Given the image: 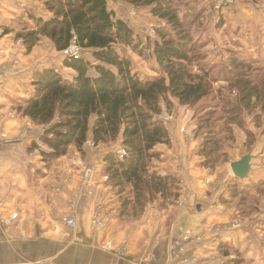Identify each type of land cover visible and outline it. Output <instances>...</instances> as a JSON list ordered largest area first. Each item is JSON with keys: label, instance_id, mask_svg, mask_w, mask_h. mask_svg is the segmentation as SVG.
<instances>
[{"label": "trees", "instance_id": "16d2710c", "mask_svg": "<svg viewBox=\"0 0 264 264\" xmlns=\"http://www.w3.org/2000/svg\"><path fill=\"white\" fill-rule=\"evenodd\" d=\"M124 1L135 8L149 7L150 14L164 22L155 27L156 39L152 42L158 75L141 79L130 57L118 49L129 47L146 57L151 47L143 46L126 22L116 18L107 0H38L47 15L27 13L28 23L17 26L20 29L16 37L21 39L25 52L48 38L56 51L67 50L72 42L81 50H91L93 61L65 55L63 66L74 71L70 79L50 67L34 70L33 91L17 104V111L43 127L40 141L46 149H39V153L47 167L65 156L70 146L81 152L88 140L95 147L117 143L120 152L109 149L103 153L102 172L118 198L119 218L136 219L152 202L166 208L181 195L179 176L161 173L151 166L159 159L157 146L171 141L168 128L159 118L161 101L169 103L172 97L180 105L194 108L211 95L213 82L208 69L200 66L204 59L202 46L190 33L174 0ZM231 64L234 69L227 77L236 81L238 100L227 110L234 116L239 102L250 109L260 97L249 74L241 69L243 64L237 58H232ZM262 107L264 110V104ZM218 119L207 126L211 111L206 110L197 128L206 133L196 153L203 158L200 166L210 172L226 157L216 133ZM36 147L33 142L28 150ZM229 186L236 187V183ZM218 249L224 256L229 254L226 249L231 250L222 242ZM240 259L224 264H237L242 262Z\"/></svg>", "mask_w": 264, "mask_h": 264}, {"label": "crops", "instance_id": "0c3cea01", "mask_svg": "<svg viewBox=\"0 0 264 264\" xmlns=\"http://www.w3.org/2000/svg\"><path fill=\"white\" fill-rule=\"evenodd\" d=\"M22 13L43 16L45 11L38 0H0V26ZM127 17L116 12V18L126 22L129 21ZM135 19L131 18L129 22L139 29L137 22L140 24V21ZM50 46L54 49L51 41L43 38L29 53V62L36 58L29 64L32 69L24 70L13 65L8 68L9 61L17 60L16 52L6 36L0 38V134L16 140H0V204L7 216L17 215L11 231L9 226L0 222V264H217L219 255L215 240L226 244L224 239L229 240V247L233 248V241L236 247L252 255L261 238H256L259 230L254 222L246 220L242 228L225 233L215 231L214 224L228 220L232 214L216 200V193L222 190H215L216 176L200 166L195 155L196 140L187 145L188 140L181 136V127H187V116H177L178 127L172 128L171 150L164 158L157 159L162 161L160 166L152 164L161 173H172L181 178L186 200L182 207H177L176 203L164 209L159 207V210L154 205L157 201H154L147 205L144 217L138 221L119 218L118 211L113 209L118 204L117 198L102 172L100 148L103 146L95 147L87 142L80 154L72 146L65 157L53 163L47 173L51 181L42 178L35 183L32 180V173L28 171L41 169V156L27 153L34 139L27 135L29 132L20 119L9 118L5 104L31 95L33 70L53 68L45 65L48 58L43 59ZM53 54L59 55L65 75L72 77L73 70L63 66L65 52L54 49L50 58H54ZM16 56L23 55L19 52ZM19 61L25 63L27 60L22 58ZM87 164L95 166L89 182H84L83 168ZM254 169L252 164L247 176L253 177ZM207 179L211 181L208 187L203 184ZM97 206H101L103 220L94 227L91 221ZM151 211L158 213L154 222L147 217ZM64 213L76 220L74 228H67L60 220ZM186 232L190 237L187 241L183 240Z\"/></svg>", "mask_w": 264, "mask_h": 264}, {"label": "rangeland", "instance_id": "374dc122", "mask_svg": "<svg viewBox=\"0 0 264 264\" xmlns=\"http://www.w3.org/2000/svg\"><path fill=\"white\" fill-rule=\"evenodd\" d=\"M174 1L175 7L177 8L179 14L186 21L190 33L197 43L202 46L201 52L203 53L204 59L201 61L200 66L208 69L209 79L213 82V92L208 97L202 99L194 108L180 105L178 101L172 97L168 98L169 103L162 100L161 114L159 118L168 128L172 141V128H174L176 125L175 120H177V116H187L185 121L187 127H181L185 132L180 130L182 132V135H180L184 136L185 141L188 140L186 142L187 145L192 143L191 140H196V152L206 133V131L200 133V130H197L198 126L200 125L199 119L202 118L206 110L211 111V123H209L207 126H210V124L213 126L215 124L213 123L215 119L217 117L219 118L218 124L216 123V133L218 132L217 136L219 137L226 157L225 160H222L213 171L210 172L209 170V172L210 174L216 176V179L213 183L215 190L217 188L222 190V192L216 193L217 202L226 209L225 211L231 213L232 216L224 222H216L214 224L215 231L218 233L219 231H223L225 233L230 230L242 228L243 222H246L247 220L252 223L254 222L253 225L258 227L259 233L256 235V238H261L259 240V250L257 249L258 247H255L252 255H249L248 253L247 255L245 251L239 249L240 247H236L232 241L231 244H233V248L230 247L231 250L226 249L229 254L224 256L223 252L218 249V244L221 242L215 240L219 255V261L217 264H224L225 262L229 260H235L236 258H241L240 260H242V262L237 264H264V183H262L264 182V110L262 107L264 104V0ZM39 4L42 5L40 2ZM107 5L110 10L114 9L113 12L115 16L117 12L119 15L122 14L126 17L128 16L127 19L129 21H131V18L135 19L139 17L138 20L135 19L136 21H140V24L137 22L139 29H136L129 21H126V24L129 27L134 28V36L139 41H141L143 46H145V44H149L151 49L148 55H146V57H140L132 49L125 46H119L118 49L130 57L133 62V70L140 78L144 79L147 77L157 76L158 74L156 71L158 70V66L152 54V42L156 39L155 27L164 25V22L158 17L152 16L150 14L149 7L135 8L131 5H129V7L123 0H117L115 2L107 0ZM46 15L47 13L45 11L43 16ZM20 23H28V19L24 13H22V15L19 17H15V19L11 20L8 24L0 26V38L6 36L7 39L10 40V46L16 52L15 57L17 60L11 62L9 61V64L6 65V67L13 68L10 66L13 65L15 68L28 70L32 69L30 67L31 65L29 64L33 63L34 59L36 58L33 57L30 59V62L28 61L27 58L30 52H25L21 39L16 37V33L19 32L20 29V27L17 29V26H20ZM5 28H9L11 31L5 33ZM41 44H44V41H42ZM48 49L49 53H46V56L44 55L45 58H43H48L46 60L48 62H45L47 63L45 65L53 67L54 70L59 72L60 75L70 79L71 76L67 77L65 75L66 71H63L64 69L61 66V61H59V55L53 54L54 58H50L52 57L50 53H52L54 49L51 46L48 47ZM19 52L23 56L17 57L16 55H18ZM64 52L65 55H67L66 50H64ZM81 54L82 57L93 61L91 50H82ZM22 58H25L27 61L25 63L20 62L19 60ZM232 58H237L238 62L243 64L241 69L249 74V79L255 86H257L260 97L257 102L255 101L254 104H251L250 109H245L244 105L239 102V111L237 115H234L235 117L232 116V113H230L229 110H227V108H230L231 104L238 100L236 81L229 80L230 78L227 77L230 76V71L234 69L233 65L231 64ZM1 65L4 66L3 64ZM72 74H74L73 71ZM223 77L227 78L224 79ZM21 100L22 97L18 98L14 102H12V100L11 102L5 104L9 109L8 116L10 119H20V121H22L24 124L26 132H29L27 135H30V138L34 139L33 142L37 144L36 149L32 151L27 150V153H38L40 155L39 149H46V146H44L40 141L43 127L34 124L28 117L17 111V104ZM177 127L178 126L176 125L175 128ZM1 139L9 142L16 141L14 138L11 139V137H4V135L0 134V140ZM171 141L168 145L157 146V151L160 154L159 159L164 158L167 152L171 150ZM33 142L31 141L30 145ZM88 144L92 146L91 143ZM74 147L75 146H73V148ZM103 148H100L101 158L106 150H116L117 144L114 142L107 147L103 146ZM116 151L120 152L119 150ZM77 153L80 154V151L77 150ZM195 155L198 156L197 153H195ZM247 155L251 156L250 166L254 164V176H247L248 178L245 179L235 178L231 171L230 164ZM202 159V156L201 158H197L199 162ZM41 162L40 170L30 169L28 171L29 173H32V180H34L35 183H38L42 178H47V175L51 171V166L54 163L53 162L49 167H47L42 160ZM161 162L162 161L155 159L152 161L151 166L153 163L155 166H160L162 164ZM93 166L95 165L87 164V166L83 168V175L86 168H90L92 171ZM44 181H51V179L48 180L47 178ZM232 182L236 183V187L229 186V184H232ZM203 184L204 186L208 187L211 185V181L207 179L205 182H203ZM182 186L184 185L182 184L181 180V195L176 202L177 207H182L186 203ZM245 190L249 191L246 192ZM210 202L212 201L210 200ZM117 203L118 204L115 206V208H113L115 211L119 210L118 198ZM152 203L149 205H152ZM154 205L157 206L159 210H161L157 202L154 203ZM95 209L97 210V208ZM114 214L117 215L116 212H114ZM155 214L158 213L153 211L148 213L147 217L149 218L150 222L157 220V216H155ZM141 215L136 219L126 217V220L129 221L132 219V221L135 222L144 217V213L142 216ZM66 216L70 215L68 213H64V215L60 217V220L67 228H74L76 226V220L74 219V227H68L63 221V218ZM16 217V214H10L7 216V212L5 210L3 212L0 204V222H4L6 226H9L10 231L13 228V223ZM93 218L91 221L92 225ZM189 239V232H186L183 240L187 241ZM224 240L226 241V244H230L228 239ZM177 244L180 245V242Z\"/></svg>", "mask_w": 264, "mask_h": 264}, {"label": "built area", "instance_id": "2783aa9c", "mask_svg": "<svg viewBox=\"0 0 264 264\" xmlns=\"http://www.w3.org/2000/svg\"><path fill=\"white\" fill-rule=\"evenodd\" d=\"M230 1V0H228ZM66 54L73 57L74 59H78L82 56V50L74 43L72 42L70 44V46L67 48L66 50ZM87 143H91V141H86ZM93 145V144H92ZM90 174H91V169L90 168H86L84 171V175H83V181L84 182H89L90 180ZM105 178L107 179V177L105 176ZM101 206H97V210L95 209L94 212V218H93V225L94 227L97 226L98 224L101 223L102 219V209L100 208ZM64 223L68 226V227H74L75 225V220L73 217L70 216H66L63 218Z\"/></svg>", "mask_w": 264, "mask_h": 264}, {"label": "water", "instance_id": "95a60500", "mask_svg": "<svg viewBox=\"0 0 264 264\" xmlns=\"http://www.w3.org/2000/svg\"><path fill=\"white\" fill-rule=\"evenodd\" d=\"M111 1L115 2L117 0ZM250 160L251 156L247 155L230 164L231 171L235 178L243 179L248 175L250 169Z\"/></svg>", "mask_w": 264, "mask_h": 264}]
</instances>
